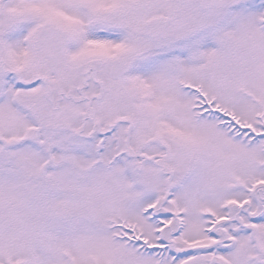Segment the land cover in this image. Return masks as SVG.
<instances>
[{
  "label": "snow or ice",
  "instance_id": "6c2138e0",
  "mask_svg": "<svg viewBox=\"0 0 264 264\" xmlns=\"http://www.w3.org/2000/svg\"><path fill=\"white\" fill-rule=\"evenodd\" d=\"M0 264H264V0H0Z\"/></svg>",
  "mask_w": 264,
  "mask_h": 264
}]
</instances>
